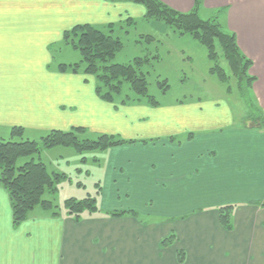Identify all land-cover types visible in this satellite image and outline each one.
Wrapping results in <instances>:
<instances>
[{
  "label": "crops",
  "instance_id": "0c3cea01",
  "mask_svg": "<svg viewBox=\"0 0 264 264\" xmlns=\"http://www.w3.org/2000/svg\"><path fill=\"white\" fill-rule=\"evenodd\" d=\"M158 1L179 13L194 9V0ZM197 14L234 34L251 63L248 97L264 119V0H202ZM133 19L145 21V10L124 0H0V142H18L17 128L27 141L77 128L135 141L103 150L104 197L122 199L120 211L152 218L77 223L68 213L39 212L15 228L0 186V264H176L175 250L185 251L188 264H264V127L257 117L250 121L247 109L236 124L216 101L107 104L96 96L94 79L61 57L69 46L63 35L73 27ZM149 27L170 33L167 25ZM228 205L234 209L226 231L213 209ZM196 209L203 212L179 223L160 221ZM172 230L177 245L164 249L162 238Z\"/></svg>",
  "mask_w": 264,
  "mask_h": 264
},
{
  "label": "trees",
  "instance_id": "16d2710c",
  "mask_svg": "<svg viewBox=\"0 0 264 264\" xmlns=\"http://www.w3.org/2000/svg\"><path fill=\"white\" fill-rule=\"evenodd\" d=\"M135 5H141L145 10V21L157 20L164 22L173 32L180 36H190L195 42H199L207 53V58L212 67L209 74L217 77L218 81L226 85L227 92L230 91L229 84L231 81L238 88L240 97L246 102L252 119L257 117L258 111L255 110L250 98L248 97L251 85L254 79L248 75L251 63L244 58L238 51L234 34L224 32L215 19L203 20L198 14V6L202 0H194L193 10L190 12L179 13L176 10L168 8L158 0H124ZM127 25H133L131 20L125 21ZM113 25L105 26L104 30L88 24L75 26L66 32L64 42L76 50L84 66V73L92 77L95 81V93L100 100L105 103L115 104L114 97L120 95L122 84L126 82L130 91L138 98L147 97V72H143L142 67L148 66V59L135 58L130 64H111L115 55L123 46L118 38L112 36ZM106 30V31H105ZM105 31V32H103ZM74 37L75 40H72ZM146 44L152 43L154 37L142 36ZM222 65H220V64ZM78 65H72L71 70L75 71ZM66 65L58 67L59 71L64 72ZM162 84L163 90L167 88V82ZM150 106H157V102L152 97H147ZM121 105H126L124 101ZM119 104V105H120ZM261 118V117H260ZM259 128L264 127V119L261 118ZM85 130L78 128L74 132L85 133ZM20 129H13L12 136H21ZM114 136L99 135L96 142L89 140L85 143L79 142L73 135V132L52 131L49 135L41 138L40 142L34 141H6L0 142V186L8 195L10 208L12 212V224L15 228L21 226L33 207L39 205L41 209L51 210V203L41 201V196L45 190L50 194L56 193L54 187L56 181L60 178L48 175L45 165L39 161L31 159L30 162L16 169V162L19 158L30 157L41 154L44 149L53 147H71L75 152H85L87 150H105L111 147L122 146L123 144H133L135 141L118 140ZM146 143V142H145ZM143 142V144H145ZM231 206L220 209V221L225 230H229L227 215L225 211H231ZM65 210L73 220L79 223L80 214L83 211L91 213L97 212L94 199H85L75 201L69 199L65 203ZM112 213V217L122 216L121 213ZM57 216V214H52Z\"/></svg>",
  "mask_w": 264,
  "mask_h": 264
},
{
  "label": "rangeland",
  "instance_id": "374dc122",
  "mask_svg": "<svg viewBox=\"0 0 264 264\" xmlns=\"http://www.w3.org/2000/svg\"><path fill=\"white\" fill-rule=\"evenodd\" d=\"M132 22H134L133 25H127L124 22L113 25L111 34L114 38H118L121 41L123 48L118 51L114 56L115 58L111 60L110 63L127 65L135 58H142L143 60L148 59L150 61L149 65L142 67L143 72H147V97H152L153 100L157 102L158 108H163L178 102L198 103L202 101L203 103H207L216 101L219 103V107L223 108L218 109V112L224 113L228 110L236 124H239L241 119L246 117L248 108L246 102L240 97L237 90L238 88L233 81H231L229 84L230 91L227 92L226 85H222L216 76L209 74V70L213 65L207 59V53L199 42L193 41L188 35L180 36L177 32H173L168 26L166 27L168 32H170L168 36L159 35V33L149 29V23L151 22L153 25L161 24L166 26L165 23L161 21L133 19ZM152 27L157 28V26ZM96 28L104 30L101 26H96ZM147 35L154 37L152 43H145L142 36ZM71 39L75 40L74 37H71ZM67 47L68 50H65L61 54V57L63 60L73 61L72 63H75L74 65L81 67L79 71H83L85 65L82 63L80 55L71 46ZM79 67L76 69L78 70ZM165 81L167 82V88L163 90L162 84L159 86V83ZM120 92L119 96L114 97L115 104H120L121 101H124L127 103V107L150 105L147 97H136L134 93L130 91L129 85L126 82L122 84ZM254 109L257 110L256 108ZM73 135L81 143H85L87 140L96 142L99 136V134L91 135L89 133L83 135L78 132H73ZM115 138L118 140L123 139V137ZM14 140H19L20 142L27 141L28 139L27 137L17 136ZM34 142L39 143L40 140ZM58 150H62V152ZM40 153L41 154L36 156L19 158L15 164L16 169H19V167L30 162L31 159L35 157L37 161H41V163L45 165L49 176L52 178L54 176H59L60 178L54 185L56 193L52 195L48 190H45L40 198L42 202H50L52 209L43 211L41 207L37 205L33 207L32 211L29 213L31 217L37 215L39 212L43 214L49 213L51 215L56 213L58 216L67 215L68 210H65V203L67 200L74 199L75 201H81L91 198L95 200L97 212L91 213L87 210L83 211L80 214L81 220L90 217L105 218L107 216L117 220H122L125 217L128 218V216L133 217V219H152L149 217L145 218L142 215L138 218V215L131 211H120L123 208H121L123 204L122 199L112 200L109 198L108 193H105L104 197V171L107 163V153L103 150L93 149L85 152H75L71 147L64 146L57 147L53 150L44 149ZM109 206H120V208L111 211L108 210ZM228 206L232 207L231 211L234 209L233 205ZM228 206H217V208L213 209V215H215V218H218L217 225H220L224 230L225 228L220 221V209ZM112 212L121 213L122 216L112 217ZM202 212L203 210L196 209L192 215L184 216L183 218L173 217L170 220L162 219L160 221H163V224L167 222L173 224L177 221L179 223L189 217H196ZM230 212L229 214L228 211L224 213L227 215L229 225L231 226L232 214ZM170 228H172V225ZM175 232V230H172L163 237L160 246L164 249L171 248L172 246L175 247V244L177 245ZM175 258L176 261L174 260V262L176 264H188V262L185 261V251L175 250Z\"/></svg>",
  "mask_w": 264,
  "mask_h": 264
},
{
  "label": "water",
  "instance_id": "95a60500",
  "mask_svg": "<svg viewBox=\"0 0 264 264\" xmlns=\"http://www.w3.org/2000/svg\"><path fill=\"white\" fill-rule=\"evenodd\" d=\"M252 126V125H251Z\"/></svg>",
  "mask_w": 264,
  "mask_h": 264
}]
</instances>
